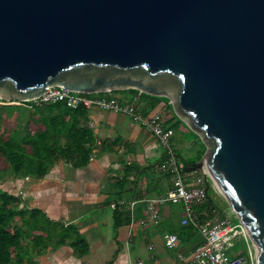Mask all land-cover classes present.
<instances>
[{
	"label": "water",
	"instance_id": "1",
	"mask_svg": "<svg viewBox=\"0 0 264 264\" xmlns=\"http://www.w3.org/2000/svg\"><path fill=\"white\" fill-rule=\"evenodd\" d=\"M50 84L170 98L264 264V0H0V91Z\"/></svg>",
	"mask_w": 264,
	"mask_h": 264
},
{
	"label": "crops",
	"instance_id": "2",
	"mask_svg": "<svg viewBox=\"0 0 264 264\" xmlns=\"http://www.w3.org/2000/svg\"><path fill=\"white\" fill-rule=\"evenodd\" d=\"M126 89L93 96L135 101L144 116L162 111L164 125L175 130L172 143L179 158L184 164L200 161L208 148L206 140L170 98ZM87 109L98 144L88 164L59 161L41 178L0 179V188L19 196L24 207L40 211L59 225L52 231L49 247L37 249L28 264H192V253L204 242V235L192 223L183 202L159 205L160 216L155 220L147 212V203L139 201L133 224L128 205L118 203L155 199L172 189V173L161 168L166 150L159 139L128 114L98 106ZM103 143L108 149L101 150ZM190 172L186 175L192 181L202 179L208 184L211 180H206L209 176L202 170ZM119 205L130 217L117 224ZM194 211L201 222L216 215L209 214L204 202L195 205ZM16 223H22L21 217H16ZM166 233H176L178 243L171 245Z\"/></svg>",
	"mask_w": 264,
	"mask_h": 264
},
{
	"label": "trees",
	"instance_id": "3",
	"mask_svg": "<svg viewBox=\"0 0 264 264\" xmlns=\"http://www.w3.org/2000/svg\"><path fill=\"white\" fill-rule=\"evenodd\" d=\"M126 90L139 93L135 88ZM141 95L156 98L144 92ZM5 102L8 100L0 98V179L41 178L59 161H68L74 166L89 163L98 144L88 123L86 107L74 109L61 101L22 104L14 100L8 105ZM100 148L108 149L106 143ZM192 163L185 161L186 166ZM214 192L209 182L205 209L210 215L229 218L224 207L213 198ZM116 212L117 224L129 221V212L122 205L117 206ZM18 216L22 220L20 225L16 223ZM234 219L239 222L237 217ZM54 224L40 211L24 207L19 196L0 188V264H28L37 249L49 247L52 231L59 226ZM243 254H248L247 246Z\"/></svg>",
	"mask_w": 264,
	"mask_h": 264
},
{
	"label": "built area",
	"instance_id": "4",
	"mask_svg": "<svg viewBox=\"0 0 264 264\" xmlns=\"http://www.w3.org/2000/svg\"><path fill=\"white\" fill-rule=\"evenodd\" d=\"M0 98L7 99L3 96H0ZM7 100L8 102H5L7 104H10L12 101ZM15 101L22 104L27 101H36L38 103H56L61 101L74 109L81 106L87 108L98 106L103 109L114 110L131 116L135 121L145 127V129L154 134L165 148L166 162L161 168L172 173L171 179L173 182L172 189L166 195L158 198L128 202L125 200L119 201V204L128 205L131 211V223H134V209L139 201H145L147 203V212L155 220L160 216L159 205L167 202H183L192 223L204 235V242L192 253V264H259L256 249L252 248V242L244 225L240 221L233 222L230 218H222L218 214L203 222L197 218L194 206L202 204L206 200L208 184H205L202 179L192 181L186 175L184 171L185 164L179 158L172 143L175 130L164 125L162 111L155 112L150 116H144L138 111L135 101L122 102L117 97H94L92 94L73 91L58 84L46 86L44 92L33 99ZM209 179L208 177L206 180L208 181ZM144 222L142 221V223ZM186 223H188V220ZM239 236L245 239L248 254H243L242 251L235 253L237 248L235 239ZM165 238L171 245H176L179 241L176 233H166ZM139 264H141L140 261Z\"/></svg>",
	"mask_w": 264,
	"mask_h": 264
},
{
	"label": "rangeland",
	"instance_id": "5",
	"mask_svg": "<svg viewBox=\"0 0 264 264\" xmlns=\"http://www.w3.org/2000/svg\"><path fill=\"white\" fill-rule=\"evenodd\" d=\"M0 94L2 95V96H4V97H6L7 95L4 93V92H2V91H0ZM95 94H98V93H95ZM93 95V94H92ZM173 102V101H172ZM174 103V102H173ZM175 104V103H174ZM8 105V104H7ZM176 105V104H175ZM176 108L178 109V107H177V105H176ZM3 110H6V108H3ZM188 121V120H187ZM189 123V122H188ZM203 136V135H202ZM204 137V136H203ZM186 174H188V175H191V172L190 171H186ZM1 183V182H0ZM210 184L212 185V187L214 188V190H215V192H214V194L212 195L213 196V198L214 199H217L218 200V202H219V204H220V206H222V207H224L223 209L225 210V212L226 213H228V216H229V218H230V220H232L233 222L235 221V217H237L236 216V214H235V212H234V210L232 209V207L230 206V204H227L226 203V198L224 197V195L217 189V187L215 186V184H214V182L212 181V180H210ZM228 202V201H227ZM229 205V206H228ZM234 217V218H233ZM234 219V220H233ZM236 222V221H235ZM235 241H236V243H237V248H236V251H235V253L237 252V251H242V252H244L245 250H246V246H247V243H246V241H245V239L242 237V236H239V237H237L236 239H235ZM251 246H252V248L253 249H255L254 248V246L252 245V243H251Z\"/></svg>",
	"mask_w": 264,
	"mask_h": 264
},
{
	"label": "bare ground",
	"instance_id": "6",
	"mask_svg": "<svg viewBox=\"0 0 264 264\" xmlns=\"http://www.w3.org/2000/svg\"><path fill=\"white\" fill-rule=\"evenodd\" d=\"M205 171H207V173H209L208 169L205 168ZM213 176V175H212ZM214 178V184L215 186L217 187V189L222 193V194H225L224 193V190L223 188L221 187V185L219 184V182L216 180V178L213 176Z\"/></svg>",
	"mask_w": 264,
	"mask_h": 264
}]
</instances>
